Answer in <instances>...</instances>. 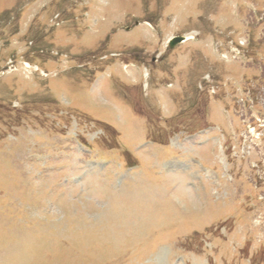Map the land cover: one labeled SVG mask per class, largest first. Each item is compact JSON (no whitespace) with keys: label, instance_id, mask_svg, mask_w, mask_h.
<instances>
[{"label":"rangeland","instance_id":"374dc122","mask_svg":"<svg viewBox=\"0 0 264 264\" xmlns=\"http://www.w3.org/2000/svg\"><path fill=\"white\" fill-rule=\"evenodd\" d=\"M0 264H264V0H0Z\"/></svg>","mask_w":264,"mask_h":264},{"label":"water","instance_id":"95a60500","mask_svg":"<svg viewBox=\"0 0 264 264\" xmlns=\"http://www.w3.org/2000/svg\"><path fill=\"white\" fill-rule=\"evenodd\" d=\"M185 38L183 36H176L171 38L170 40V46H175L177 43L183 41Z\"/></svg>","mask_w":264,"mask_h":264}]
</instances>
